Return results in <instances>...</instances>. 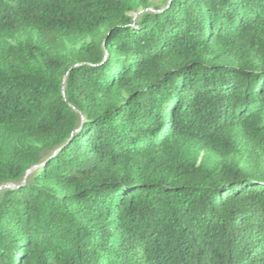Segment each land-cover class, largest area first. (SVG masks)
I'll return each mask as SVG.
<instances>
[{"label":"trees","instance_id":"1","mask_svg":"<svg viewBox=\"0 0 264 264\" xmlns=\"http://www.w3.org/2000/svg\"><path fill=\"white\" fill-rule=\"evenodd\" d=\"M10 184L0 264H264V0H0Z\"/></svg>","mask_w":264,"mask_h":264},{"label":"water","instance_id":"2","mask_svg":"<svg viewBox=\"0 0 264 264\" xmlns=\"http://www.w3.org/2000/svg\"><path fill=\"white\" fill-rule=\"evenodd\" d=\"M38 168H39V167H35V168H33L32 170H30V171L27 173L26 177H27L28 175H31L33 172H35ZM26 177H25V178H26ZM25 178H24V181L27 180V179H25ZM11 187H12V184H10V186H8L7 189H10Z\"/></svg>","mask_w":264,"mask_h":264},{"label":"rangeland","instance_id":"3","mask_svg":"<svg viewBox=\"0 0 264 264\" xmlns=\"http://www.w3.org/2000/svg\"><path fill=\"white\" fill-rule=\"evenodd\" d=\"M162 2H163V0H152V3H153L155 6L160 5Z\"/></svg>","mask_w":264,"mask_h":264},{"label":"bare ground","instance_id":"4","mask_svg":"<svg viewBox=\"0 0 264 264\" xmlns=\"http://www.w3.org/2000/svg\"><path fill=\"white\" fill-rule=\"evenodd\" d=\"M6 187H8V186L0 187V192L2 191L3 188H6Z\"/></svg>","mask_w":264,"mask_h":264}]
</instances>
